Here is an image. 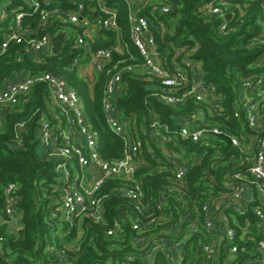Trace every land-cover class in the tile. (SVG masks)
Here are the masks:
<instances>
[{
    "label": "built area",
    "instance_id": "obj_1",
    "mask_svg": "<svg viewBox=\"0 0 264 264\" xmlns=\"http://www.w3.org/2000/svg\"><path fill=\"white\" fill-rule=\"evenodd\" d=\"M66 1L68 8L55 5V0H18L12 3L10 12L7 5L12 1L3 3L0 6V24H3L0 27L3 36L0 54L15 42L33 58L41 59L54 54L52 39L64 33L63 47L69 40L73 50L82 52L74 56L71 66L79 76L93 85L96 73H106L102 98L106 124L124 140V155L110 160L100 155L98 133L91 127L76 90L62 76L52 72L22 71L4 81L0 86V131L5 127V111L27 103L35 84L43 82L49 90L48 112L42 115L37 132L41 157L53 161L57 174V197L52 217L77 229L73 243L77 244L86 223H106L104 187L108 181L121 179L119 194L135 204L141 215L148 219L146 223L173 220L160 235L149 241L145 236L135 238L140 243L137 251L124 253L121 264H184L189 250H194L189 246L191 240L198 250L191 264H220L222 258L224 264H230L239 248L235 244L236 230L230 223L227 209L244 214L248 205H253L261 234L255 240L254 254L264 264V12L257 20V31L251 41V46L261 49L254 65L263 70L244 77L237 84L232 101L234 116L243 119L254 132L239 138L216 126L205 125V117L200 118L205 114L203 107L178 118L175 126L162 122L155 113L143 117L138 126L119 108L118 98L126 88L124 73L138 69L148 79H157L161 90L156 95L165 104L184 106L187 100L194 98L197 105L207 103L218 113L225 110L222 94L215 84L206 81L201 61L192 57L199 50V43L173 44L162 49L158 42L153 29L163 37L168 27L164 21L154 23L151 17L170 13L173 10L170 0H123L128 8L130 38L143 57L142 64L124 65H121L122 59L112 63L114 51L124 52L128 47L121 36L118 9L105 0ZM232 6L229 0H208L200 11L224 18L221 30L227 33L233 30L227 22V15L232 17L234 14L230 11ZM147 7L151 15L143 13ZM87 11H90L89 15ZM70 24L81 31L68 30ZM50 26H55V31H51ZM109 31L117 34V43L93 49L91 44L96 37ZM16 127L26 129L27 121H19ZM220 133L229 136L231 143L219 136ZM218 137L237 149L239 156L234 157L237 160H230L236 162V170L228 172L223 196L216 200L209 197L199 213L198 198L189 194L186 176L202 158L200 149L217 147ZM22 141L18 137L17 144L22 145ZM150 141L163 148V159L156 172L173 174L165 190L157 196L148 195L142 177L136 175L140 167L148 164L145 150L155 156ZM188 142L196 144L198 149L190 150ZM216 165L215 161L213 167ZM204 177L210 185L215 183V176L209 170ZM18 187L17 183L10 182L4 189L5 211L12 232L22 228V213L17 207ZM170 199L182 204L178 207L179 212L165 211ZM157 210L159 216L155 215ZM133 228L142 230L139 219L133 223ZM123 230V221L114 219L106 232L114 235Z\"/></svg>",
    "mask_w": 264,
    "mask_h": 264
},
{
    "label": "trees",
    "instance_id": "obj_2",
    "mask_svg": "<svg viewBox=\"0 0 264 264\" xmlns=\"http://www.w3.org/2000/svg\"><path fill=\"white\" fill-rule=\"evenodd\" d=\"M11 1L7 5L9 12L12 3L18 2ZM55 1L54 4L57 6L69 7L66 0ZM105 1L118 9L119 22L122 26L121 36L128 45L124 52L114 51L112 63L122 59L124 62L121 65L142 64L143 57L130 38L126 4L123 0ZM207 1L170 0L173 7L170 13L158 14L157 17L151 18L154 23L164 21L168 27L163 37L153 29L162 49L173 44L182 46L199 43L200 48L192 57L201 61L206 81L215 84L218 92L222 94L225 110L218 113L207 103L197 105L194 98L187 100L184 106L165 104L156 95V92L161 90L157 79H148L136 69L124 73L126 88L118 98V106L124 115L132 117L138 126L143 117L148 118L150 113L157 114L162 122L175 126L178 118L181 119L203 107L205 114L200 118L205 117V125L216 126L239 138H246L250 133H254L243 119L234 116L232 101L237 84L244 77L263 70L262 67L254 65L261 49L251 46V41L257 31V20L264 12V0H229L233 5L230 11H234V14L227 20L233 30L227 33L221 30L224 18L215 14L205 15L200 11V7ZM237 4L240 7H236ZM86 13L89 15L90 11ZM143 13L150 14L149 7L144 9ZM2 25L0 24V27ZM49 28L51 31L56 29L55 26ZM75 29L78 28L74 25L68 26L70 31ZM2 40L3 36L0 34V42ZM116 43L117 34L109 31L98 35L91 45L96 49L111 47ZM80 53L81 50L71 48L68 40L59 54L35 59L24 52L20 44L11 42L9 49L0 54V86L22 71L52 72L62 76L76 90L91 127L98 133L100 155L105 160L120 158L124 155V140L108 128L102 105L106 73H96L93 85L79 76L71 66L74 56ZM48 97L49 90L46 84L39 82L33 86L27 103H21L5 111V127L0 131V264H121L124 253L137 251L140 243L136 242L135 238L145 236L149 241V238L160 235L173 220L146 223L148 219L141 215L135 204L119 194L121 179H113L104 187L107 194L104 202L106 223H86L82 239L73 244L77 237V229L70 228L51 215L56 205L57 174L53 161L41 157L38 144L37 130L42 115L48 112ZM21 120L27 121L26 129L19 130L16 127ZM18 137L22 138V145L17 144ZM219 139L221 138L217 139V147L208 146L200 149L203 151L202 158L198 164L191 167L186 176L189 194L198 198L199 213L202 204L209 197L216 200L223 196L226 191L227 174L236 170V162L230 160H237L235 159L239 156L237 149ZM187 144L190 150L198 149L196 144L191 142ZM150 146L155 156L152 157L145 150L148 164L140 167L136 175L142 177L147 194L157 196L165 190L173 174L168 171L156 172L160 160L163 159V148L152 141ZM215 161L217 165L214 168ZM207 170L215 176L213 185L204 179ZM10 182H15L19 186L17 207L22 213V228L17 232L9 229L5 211L4 189ZM181 205L170 199L165 211L179 212L178 207ZM252 206L248 205V210L244 214L227 209L230 223L236 230L235 244L239 248L230 264H263L254 254L255 240L260 238L261 234L259 219L253 213ZM122 210L127 215L126 219L122 215ZM155 215L159 216L160 212L157 210ZM114 219L123 221L124 230L118 234L108 235L106 230L112 226ZM136 219L140 220L143 231L133 228ZM193 241L189 242V246L191 245L194 250H189L184 264H191L193 258L198 255ZM72 247L77 250L73 251ZM247 259H252V262H247ZM219 262L224 264L223 258Z\"/></svg>",
    "mask_w": 264,
    "mask_h": 264
},
{
    "label": "water",
    "instance_id": "obj_3",
    "mask_svg": "<svg viewBox=\"0 0 264 264\" xmlns=\"http://www.w3.org/2000/svg\"><path fill=\"white\" fill-rule=\"evenodd\" d=\"M231 14L227 15V18H230ZM65 40V34L64 33H59L57 34L53 39H52V52L54 54H59L62 51L63 44ZM202 70H200L201 72ZM219 136H222L228 140L229 143H231V138L227 136L226 134L220 133ZM122 215L123 217L126 218L125 212L122 210Z\"/></svg>",
    "mask_w": 264,
    "mask_h": 264
},
{
    "label": "rangeland",
    "instance_id": "obj_4",
    "mask_svg": "<svg viewBox=\"0 0 264 264\" xmlns=\"http://www.w3.org/2000/svg\"><path fill=\"white\" fill-rule=\"evenodd\" d=\"M5 2H7V0H0V6L3 4V3H5ZM1 31V30H0Z\"/></svg>",
    "mask_w": 264,
    "mask_h": 264
}]
</instances>
